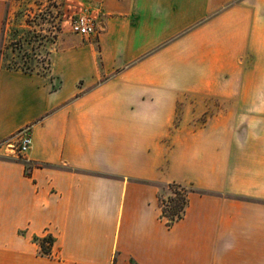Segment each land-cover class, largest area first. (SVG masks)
I'll return each instance as SVG.
<instances>
[{"label":"crops","instance_id":"1","mask_svg":"<svg viewBox=\"0 0 264 264\" xmlns=\"http://www.w3.org/2000/svg\"><path fill=\"white\" fill-rule=\"evenodd\" d=\"M87 1L46 73L0 64V264H264V0Z\"/></svg>","mask_w":264,"mask_h":264},{"label":"rangeland","instance_id":"2","mask_svg":"<svg viewBox=\"0 0 264 264\" xmlns=\"http://www.w3.org/2000/svg\"><path fill=\"white\" fill-rule=\"evenodd\" d=\"M81 14L93 16L98 23V11L87 0H7L2 22L0 64L46 73L52 52L75 39L85 41L91 38L70 31L71 20ZM262 128L254 127L253 132H261ZM3 157L6 156L0 153V158ZM187 190L184 188L185 192ZM158 194L167 214L181 201L180 195L174 194V189L166 185L160 186Z\"/></svg>","mask_w":264,"mask_h":264},{"label":"built area","instance_id":"3","mask_svg":"<svg viewBox=\"0 0 264 264\" xmlns=\"http://www.w3.org/2000/svg\"><path fill=\"white\" fill-rule=\"evenodd\" d=\"M96 29L97 22L93 16L81 14L72 19L70 22V31L80 36H90L91 34L95 33ZM4 142L7 144L10 143L16 157H18V155H24L31 144L30 127H22Z\"/></svg>","mask_w":264,"mask_h":264},{"label":"trees","instance_id":"4","mask_svg":"<svg viewBox=\"0 0 264 264\" xmlns=\"http://www.w3.org/2000/svg\"><path fill=\"white\" fill-rule=\"evenodd\" d=\"M169 188H172L174 189V194L176 195H180V200L179 203L175 204L174 206H172L173 208H171V210L169 211V213H165V210H164V207H163V201H161V204H162V214L165 215L168 220L171 222L173 220H176L178 219L183 210H184V207L186 205V201H187V192L184 191V188L183 186L177 184V183H171L168 185ZM181 193H182V196H181ZM49 239L46 238V237H43V238H40L38 239L39 243H40V247H41V250H42V253H45V247H44V243L46 241H48Z\"/></svg>","mask_w":264,"mask_h":264}]
</instances>
